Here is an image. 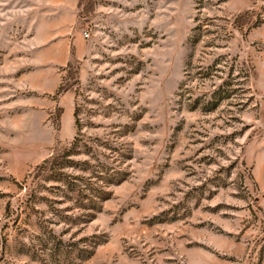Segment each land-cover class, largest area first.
I'll list each match as a JSON object with an SVG mask.
<instances>
[{
	"label": "rangeland",
	"instance_id": "374dc122",
	"mask_svg": "<svg viewBox=\"0 0 264 264\" xmlns=\"http://www.w3.org/2000/svg\"><path fill=\"white\" fill-rule=\"evenodd\" d=\"M0 264H264V0H0Z\"/></svg>",
	"mask_w": 264,
	"mask_h": 264
},
{
	"label": "built area",
	"instance_id": "2783aa9c",
	"mask_svg": "<svg viewBox=\"0 0 264 264\" xmlns=\"http://www.w3.org/2000/svg\"><path fill=\"white\" fill-rule=\"evenodd\" d=\"M88 35H89V34H88V32H85L84 36H86V37H87Z\"/></svg>",
	"mask_w": 264,
	"mask_h": 264
}]
</instances>
